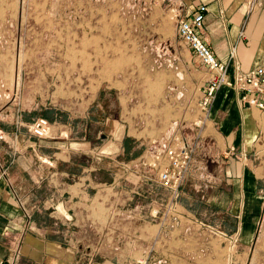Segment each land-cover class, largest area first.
Returning <instances> with one entry per match:
<instances>
[{"label":"rangeland","instance_id":"rangeland-1","mask_svg":"<svg viewBox=\"0 0 264 264\" xmlns=\"http://www.w3.org/2000/svg\"><path fill=\"white\" fill-rule=\"evenodd\" d=\"M201 76L165 1L0 0L1 97L4 85L19 95L36 80L31 99L56 94L64 105L77 101L76 110L85 116L70 123L76 141L96 146L107 140L109 118L118 115L119 101L126 113L125 99L131 94V104L139 97L153 98L161 129L173 124L194 136L201 124ZM89 98L93 100L85 104ZM5 106L0 101L1 113ZM145 106L140 103L138 109L147 113ZM123 145L115 159L124 162L109 165V179L118 176L107 190L105 244L88 250V264H264V203L261 210L255 202L251 237L235 234L224 208L220 212L201 198L196 179L201 173L194 163L211 158L200 148L171 204L155 174L136 164L144 149L127 141ZM209 190L203 188V193ZM180 204H187L190 218L180 212ZM222 239H231V247ZM242 239L251 243L244 247Z\"/></svg>","mask_w":264,"mask_h":264},{"label":"crops","instance_id":"crops-1","mask_svg":"<svg viewBox=\"0 0 264 264\" xmlns=\"http://www.w3.org/2000/svg\"><path fill=\"white\" fill-rule=\"evenodd\" d=\"M162 1L182 17L205 5L201 36L219 61L228 62V81L218 90L208 113L200 108L201 96L198 99L202 114L195 135L181 132L197 151L200 148L211 158L205 160L206 167L197 158L194 163L195 171L201 173L196 177L201 198L211 201L220 212L224 208L235 234L251 237L256 229L255 202L261 210L264 203V109L241 103L232 79L237 72L264 66V0H258L252 11H248L246 0ZM200 69L202 92L207 73ZM35 82L24 90L26 94H12L4 85L3 97L0 95L6 105L0 112L5 136L0 140V264H88V250L105 244L102 217L107 211V190L117 183L118 176L115 173L116 179H109V165L124 162L115 158L124 152L125 141L144 149L151 139L163 135L167 126L161 129L156 121L160 117L152 97H139L131 104V94L125 99L126 113L119 101L118 115L109 118L107 140L96 146L87 140L76 141L70 136V123L85 116L84 111L76 110L78 103L73 99L64 105L56 94L31 99ZM139 102L147 106V113L138 109ZM38 116L55 127L51 136L38 138L27 132L25 126ZM203 188L212 194L203 193ZM185 206L180 204V212L190 218ZM228 226L231 231V222ZM97 232L99 239L93 238ZM221 242L231 247V239ZM241 242L246 247L251 240Z\"/></svg>","mask_w":264,"mask_h":264},{"label":"built area","instance_id":"built-area-1","mask_svg":"<svg viewBox=\"0 0 264 264\" xmlns=\"http://www.w3.org/2000/svg\"><path fill=\"white\" fill-rule=\"evenodd\" d=\"M246 4L248 11H252L258 5V0H246ZM206 9L205 5H199L187 17L180 16L174 8H169V11L175 22L177 36L207 73L201 92L200 108L208 113L218 90L228 81V62L219 61L201 36ZM232 85L239 93L238 100L241 103L264 109V66H257L245 73L237 72L233 76ZM175 126L172 124L163 135L151 139L136 160L141 170L149 169L155 174L159 186L168 192L171 204L179 196L192 167L196 150ZM26 128L30 135L38 138H47L55 132L53 124L42 116L34 118ZM4 137L0 129V140H4ZM39 159L49 163L47 159Z\"/></svg>","mask_w":264,"mask_h":264},{"label":"water","instance_id":"water-1","mask_svg":"<svg viewBox=\"0 0 264 264\" xmlns=\"http://www.w3.org/2000/svg\"><path fill=\"white\" fill-rule=\"evenodd\" d=\"M5 264V263H4Z\"/></svg>","mask_w":264,"mask_h":264}]
</instances>
